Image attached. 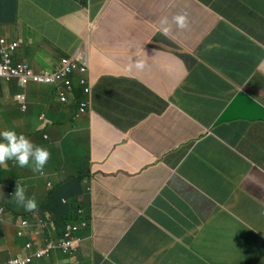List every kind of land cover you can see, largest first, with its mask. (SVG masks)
Masks as SVG:
<instances>
[{"label":"crops","instance_id":"1","mask_svg":"<svg viewBox=\"0 0 264 264\" xmlns=\"http://www.w3.org/2000/svg\"><path fill=\"white\" fill-rule=\"evenodd\" d=\"M5 1L13 5L14 22L17 2V23L32 16L49 18L48 27L28 31L30 36L45 37L39 45L47 52L48 65H55L73 51L85 31L88 11L79 10L68 0ZM126 1L138 13L115 5L109 21L95 35L92 113L72 127L76 132L90 133L93 156L97 152L96 136L101 137L107 153L113 143H119L115 165L106 172L117 169L120 175L103 180L105 188H95L97 201H106V189L119 191L132 176L150 195L168 177L182 179L227 213L218 211L207 199L189 194L205 213L209 212L206 223L211 237L221 251L229 252L228 259L234 253L263 246L264 74L259 70L264 72V0H198L212 11L195 0ZM99 11L96 7L92 13ZM177 15L185 16L183 27L174 20ZM219 21L225 23V45H239L238 55L226 59L225 64L232 69L244 67V75L232 83L224 82L214 69L213 73L206 70L202 58L193 57L196 62L189 61L187 66L189 70L192 65L196 67L192 76L196 84L189 88L196 92L188 90V94L177 97V89L188 77L185 62L163 44L152 52L147 51L148 45L160 32L194 56L193 51ZM248 41L253 43V50H249ZM244 83L249 90H241ZM237 102L235 108L243 120L233 117L229 121L225 111ZM207 127L213 130L211 137L198 138L193 151L182 148ZM68 132L64 127L55 143L62 145ZM163 228L166 221L159 215L145 230L156 238L159 230L163 234Z\"/></svg>","mask_w":264,"mask_h":264},{"label":"clouds","instance_id":"2","mask_svg":"<svg viewBox=\"0 0 264 264\" xmlns=\"http://www.w3.org/2000/svg\"><path fill=\"white\" fill-rule=\"evenodd\" d=\"M68 1L81 11H88L85 31L77 38L73 51L65 53L55 65H48L43 46L27 39L22 30L17 34L21 22L17 23L20 3L17 2L14 22L13 5L0 0V264H117L126 251L137 256L133 252L136 239L144 248L153 240L145 230L148 226L140 227L139 222H135L146 218V210L157 203V199L162 200L159 211L172 228L173 246L179 249L181 261L176 264H264V245L227 258L229 252L221 251L211 237V228L206 223L209 212L205 213L189 194L201 196L221 213H227L186 181L168 177L150 195L142 189L140 180L132 176L125 187L119 186V191L106 189V201L99 202L93 184L87 185L88 178L94 180L89 167L78 163L69 147L68 155L58 152L55 143L58 140L51 134L59 135L64 127H68L67 137L76 133L72 130L74 124L92 113L95 84L91 65L93 52L97 50L93 42L95 35L109 21V13L115 5L138 13L126 0ZM195 1L212 11L209 5ZM96 7L100 11L93 14ZM174 20L179 27L185 24L184 15H177ZM224 24L219 21L207 33L193 51L194 56L192 52L182 51L160 32L147 51H159L158 44H163L181 62L188 60L183 55L196 62L193 57L203 58L205 53L209 54L212 59H202L206 70L213 73L214 69L222 81L232 83L245 69H232L225 64L226 59L238 55L239 45H225ZM215 33L216 37H211ZM157 38L160 40L156 42ZM207 38L213 41L199 55V48ZM22 49L24 52L20 54ZM28 53L32 60L27 57ZM185 66L189 70L187 64ZM184 81L175 93L177 97L190 90V84H183ZM164 103L168 107L169 104ZM201 132V136L182 148L193 151L198 138L213 134L211 127ZM87 135L92 137L90 133ZM118 149L119 143H113L109 153L116 156ZM95 183L105 188L102 180ZM160 204L157 203V207ZM76 214L80 223L68 222ZM147 219L152 224L153 221ZM163 231L162 239L170 238L171 231L166 232L164 228ZM95 238L100 239V245ZM89 240L92 251L85 256L83 248ZM197 243L201 244V249L197 248ZM149 261L170 264L159 256ZM120 262L135 264L134 260Z\"/></svg>","mask_w":264,"mask_h":264},{"label":"trees","instance_id":"3","mask_svg":"<svg viewBox=\"0 0 264 264\" xmlns=\"http://www.w3.org/2000/svg\"><path fill=\"white\" fill-rule=\"evenodd\" d=\"M82 3L87 2V0H82ZM211 37H216V33L211 35ZM160 38L156 39V42L159 41ZM213 38H207L203 44L200 46L199 48V55L200 53L204 52L206 50V48L212 43ZM177 50V49H176ZM185 57V59H188L187 62H185V64H189V58L186 57V55H183ZM27 57L29 59H31L32 55L30 53L27 54ZM202 59H207L210 60L213 58V56L209 55V54H204L202 56ZM32 60V59H31ZM194 68H196L194 65H192V68L189 71V75L187 77V79L184 81L183 84H196L195 82L192 83V76L194 75V73L196 72V70H194ZM77 89H81L77 86H75ZM208 87H206L207 89ZM162 107L164 108V105H162ZM56 136V139L58 140L59 135L56 134L54 132V134L52 133L51 136ZM101 137L96 136L95 137V145L97 144V149H96V154L95 156L92 155V137H90L89 135H83V133H79L76 132L68 137H66L65 139H63V144L62 147H59L58 145H56V148L58 150V152L68 155L67 151H68V147L71 149L75 160L78 163L81 164H86L89 169H90V175L93 176V179L96 180H107V179H111L116 176L119 171L117 169L113 170V171H107L106 169L107 167H113L115 165L116 162V157L111 154V153H107V151H105L104 149H102V140H100ZM0 180H2V175L0 174ZM92 181L91 179L88 178L87 180V185L88 187H90L92 184L94 186V190L97 187L95 181ZM157 203L160 204L162 203L161 199H157ZM157 203L152 204L151 208H148L145 212L146 218H142L140 219V221L137 219L135 223L139 222L140 227L142 226H150L151 224L149 223L148 219L150 214H151V209H154L155 207H157ZM162 204H160L154 211L151 220L154 221V218H156L157 216H161L165 221H166V228H164V230L167 232H170V238L169 237H165V239H162V232L159 230L156 238H154L153 236L150 235V237L152 238L153 242L146 248L142 247L138 241V239H136V243L133 244L134 253H137V259L134 260L135 264H151L150 263V259L155 258L156 256H159L161 258H163L165 261L170 262V264H176L178 263L180 260L179 257V249L176 247V245L173 246V231L172 228H170V225L168 223V221L164 218L163 213L160 210ZM68 222H78L79 221V217L76 215H73L70 218V221ZM157 227H160L157 224ZM104 236L100 237L101 240H103ZM97 239V243L98 245L101 244V241L99 238H95ZM157 241V242H155ZM161 253H163V257L161 256Z\"/></svg>","mask_w":264,"mask_h":264},{"label":"rangeland","instance_id":"4","mask_svg":"<svg viewBox=\"0 0 264 264\" xmlns=\"http://www.w3.org/2000/svg\"><path fill=\"white\" fill-rule=\"evenodd\" d=\"M48 21H49V18H46V17L39 18V17L32 16L31 18H29V20L20 22V25L17 28V34H19L21 32V30H23V31H25V37L27 39L31 38L37 45H39V40L43 41V39L45 37L43 35H39V34H33L32 36H30L28 34L29 28H31V27H37V28L48 27L49 26ZM248 46H249V50H253V43L251 41H248ZM23 52H24V49H22L20 51V54H23ZM259 71H261L264 74L262 69ZM244 72H245V70L240 73V76H243ZM249 89H250V86L245 84V83L241 87V90H243V91H247ZM236 105H238V102L236 104L232 105L231 109H229L228 111H225V113H227L229 116L228 117L229 121H233V119H232L233 117H238L240 120H243V115L240 113V111L237 108H235ZM211 115H213V113H211ZM17 131L20 134V130L18 129ZM83 135L85 136L87 134L83 133ZM197 248L198 249L202 248L200 243H197ZM91 251H92V249H91L90 240H89V243L87 245L85 244V247L83 248V254L85 256H89L91 254ZM131 253H132L131 251H126L124 255H121L119 257L118 262L120 264H123L120 261L128 260V262H131L133 260H136L137 259L136 254L131 255ZM115 259H117V257H115ZM119 263H117V264H119Z\"/></svg>","mask_w":264,"mask_h":264}]
</instances>
